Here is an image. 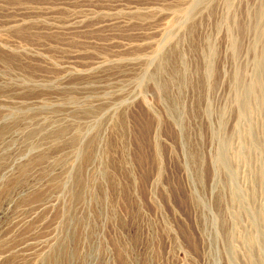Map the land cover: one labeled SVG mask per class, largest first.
<instances>
[{"label": "rangeland", "instance_id": "1", "mask_svg": "<svg viewBox=\"0 0 264 264\" xmlns=\"http://www.w3.org/2000/svg\"><path fill=\"white\" fill-rule=\"evenodd\" d=\"M0 264H264V0H0Z\"/></svg>", "mask_w": 264, "mask_h": 264}]
</instances>
